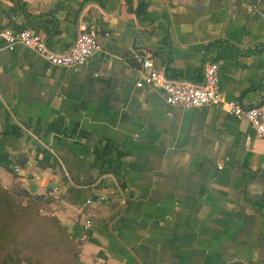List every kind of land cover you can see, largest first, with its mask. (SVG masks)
Listing matches in <instances>:
<instances>
[{
  "label": "crops",
  "instance_id": "crops-1",
  "mask_svg": "<svg viewBox=\"0 0 264 264\" xmlns=\"http://www.w3.org/2000/svg\"><path fill=\"white\" fill-rule=\"evenodd\" d=\"M142 1L0 0V29L36 26L61 50L82 13L100 45L65 67L0 39V184L41 196L69 264H264V138L216 104L135 85L146 47L170 78L201 81L217 61L224 97L259 104L264 0Z\"/></svg>",
  "mask_w": 264,
  "mask_h": 264
},
{
  "label": "built area",
  "instance_id": "built-area-1",
  "mask_svg": "<svg viewBox=\"0 0 264 264\" xmlns=\"http://www.w3.org/2000/svg\"><path fill=\"white\" fill-rule=\"evenodd\" d=\"M79 22L80 26L73 42L61 50L50 47L45 41L43 32L32 25L23 27L6 25L0 29V39L2 45L9 50L22 44L32 48L49 64L71 67L85 61L100 47L95 25L83 17L82 13ZM135 57L140 65L139 77L135 81L136 86L159 88L165 101L172 105L199 107L216 104L238 118L247 119L253 127L254 134L264 138V100L257 105L246 107L236 99L225 98L219 85L217 61L206 60L203 63L202 79L196 81L167 77L163 69L156 65L149 48H141L135 53ZM249 137L250 134H247V138ZM15 168L16 166H13V169ZM57 189V186L52 187L53 192ZM89 201V198L86 199L85 204ZM91 226V220L86 218L78 235L80 240L88 238Z\"/></svg>",
  "mask_w": 264,
  "mask_h": 264
},
{
  "label": "trees",
  "instance_id": "trees-1",
  "mask_svg": "<svg viewBox=\"0 0 264 264\" xmlns=\"http://www.w3.org/2000/svg\"><path fill=\"white\" fill-rule=\"evenodd\" d=\"M145 7V1L139 0L136 10L140 13ZM18 195L23 196L25 200H19ZM41 205L40 195L25 194L24 190L8 189L0 184V248H9L8 243L13 240L23 244L25 241H22L19 236L25 237L31 234L32 242H27L26 248L47 247L55 252L64 250L71 253V258L74 257L73 244L64 227L56 216L44 213L40 209ZM25 259L30 263L33 258ZM60 261L67 260L62 258ZM30 264L44 263L41 258L36 257Z\"/></svg>",
  "mask_w": 264,
  "mask_h": 264
},
{
  "label": "rangeland",
  "instance_id": "rangeland-1",
  "mask_svg": "<svg viewBox=\"0 0 264 264\" xmlns=\"http://www.w3.org/2000/svg\"><path fill=\"white\" fill-rule=\"evenodd\" d=\"M17 198L21 201H24V197L21 195H18ZM19 238L22 241H25L20 243L18 240H13L8 245H10L9 248L4 249L0 248V264H30L32 261L36 258L39 257L41 258L42 262L44 264H69L67 261L61 262L60 259L56 256L58 254L65 256L66 251H51L50 249L46 248H41L37 249L35 248H26L25 245L27 242L31 243L33 238L31 234L25 236V237H20ZM32 257L33 259L31 260L30 263L26 262L25 258L27 257ZM21 261H20V260ZM62 259V258H61Z\"/></svg>",
  "mask_w": 264,
  "mask_h": 264
},
{
  "label": "water",
  "instance_id": "water-1",
  "mask_svg": "<svg viewBox=\"0 0 264 264\" xmlns=\"http://www.w3.org/2000/svg\"><path fill=\"white\" fill-rule=\"evenodd\" d=\"M201 158L205 159V157H202L201 155H199ZM50 189V187L48 188V190Z\"/></svg>",
  "mask_w": 264,
  "mask_h": 264
}]
</instances>
